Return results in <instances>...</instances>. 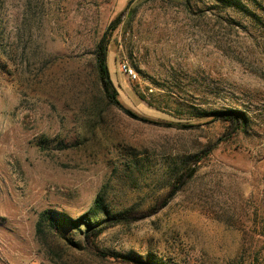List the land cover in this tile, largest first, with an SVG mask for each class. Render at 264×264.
Instances as JSON below:
<instances>
[{
  "label": "rangeland",
  "instance_id": "rangeland-1",
  "mask_svg": "<svg viewBox=\"0 0 264 264\" xmlns=\"http://www.w3.org/2000/svg\"><path fill=\"white\" fill-rule=\"evenodd\" d=\"M139 262L264 264V0H0V264Z\"/></svg>",
  "mask_w": 264,
  "mask_h": 264
},
{
  "label": "trees",
  "instance_id": "trees-1",
  "mask_svg": "<svg viewBox=\"0 0 264 264\" xmlns=\"http://www.w3.org/2000/svg\"><path fill=\"white\" fill-rule=\"evenodd\" d=\"M106 44H105V40L102 39L100 41V43L97 46L96 49V65H97V72H98V79L100 82V85L102 87V90L105 94V97L107 98L109 104L119 108L124 115H126L127 117L131 118V119H135V120H141L138 116H136L134 113H132L131 111L125 109L122 107V105L119 103V101L116 99L117 94L114 90V88L111 85V82L109 80V75H108V68H107V64H106ZM219 113H214V115H218ZM241 115L238 114V117H236L235 121L241 120ZM231 118V117H228ZM195 173V167L189 169L188 173H187V178H191L193 176V174ZM99 208H101V203L99 201H96V205L95 208L92 212H90V214L87 215H91L94 217H97V210H99ZM103 213V215L106 217L105 220L100 221L97 225L95 226H88L86 232H85V237L88 238L89 236H97L99 234H101L104 230L109 229L111 227L120 225V224H127L129 222H131V219L124 214H116V215H112L110 216L108 211H105L104 209H101ZM49 220V225L56 229L60 223V220L58 219H53L51 216H49L47 213H43L40 217V221L37 224L38 227V231L41 227V221L43 220ZM65 222V221H64ZM139 264H149V263H143V262H139Z\"/></svg>",
  "mask_w": 264,
  "mask_h": 264
},
{
  "label": "built area",
  "instance_id": "built-area-1",
  "mask_svg": "<svg viewBox=\"0 0 264 264\" xmlns=\"http://www.w3.org/2000/svg\"><path fill=\"white\" fill-rule=\"evenodd\" d=\"M125 69V68H124ZM128 72V73H127ZM125 73L127 74V75H130V71H127L126 69H125Z\"/></svg>",
  "mask_w": 264,
  "mask_h": 264
}]
</instances>
